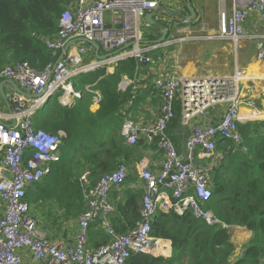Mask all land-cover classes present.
<instances>
[{
    "label": "built area",
    "instance_id": "1",
    "mask_svg": "<svg viewBox=\"0 0 264 264\" xmlns=\"http://www.w3.org/2000/svg\"><path fill=\"white\" fill-rule=\"evenodd\" d=\"M231 12H219L217 38L232 40L258 39L256 54L264 59V34L250 33L245 23L253 12L264 14V0H236ZM159 0H72L60 15L58 29L43 41L52 55L53 62L39 70L28 62H17L0 67V83L12 79L19 87L34 95L25 96L13 91L11 110L0 107V199L4 215L0 219V264H127L131 256L139 253L165 255L167 244L153 237L152 223L159 209L174 210L180 214L187 210L207 224L227 226L207 202L212 196L209 170L197 165L196 152L204 151L215 165L223 156L216 154L218 142L232 140L241 146L243 136L239 124L246 118L242 105H254L246 100L243 90L244 73L236 68L229 75L185 77L176 74L154 80V89L161 95L159 117L153 123H142L132 118L129 108L134 104L140 84L145 77L141 65H155L158 59L153 52L162 43L145 41L141 20L157 10ZM110 54L104 59L91 58L93 46ZM63 55L60 59V55ZM137 60L135 75L125 76L120 88H131L132 97L121 110L122 135L129 145L141 140L158 145L165 151L161 169L153 171L142 161L139 176L145 182L142 197V218L125 233H118L110 222V215L117 211L111 197L112 190L128 176L125 164L97 180L89 173L81 177L84 210L77 217L78 231L74 242L55 241L39 229L38 219L26 199L27 190L41 182L62 158V133L53 134L35 125V114L54 95L60 94L63 105H71L81 93L72 80L82 73L99 67H111L119 62ZM95 101L102 96L94 92ZM180 109V123L191 126L186 140L185 157L178 152L168 130ZM212 111L215 122H207ZM247 117H249L247 115ZM12 122V123H11ZM101 221L110 237L108 243L98 248L91 246V223ZM161 249V250H160ZM164 264H171L166 262Z\"/></svg>",
    "mask_w": 264,
    "mask_h": 264
},
{
    "label": "trees",
    "instance_id": "2",
    "mask_svg": "<svg viewBox=\"0 0 264 264\" xmlns=\"http://www.w3.org/2000/svg\"><path fill=\"white\" fill-rule=\"evenodd\" d=\"M71 1L0 0V67L28 62L41 70L55 61L57 57L52 55L42 38L56 33L60 15ZM137 65V60L130 58L119 62L112 73L103 68L81 75L77 84H94L103 94L100 108L95 113L89 109L92 94L87 91L73 107L61 105L56 98L36 112V127L53 134L64 131L66 136L62 142L67 141V147H62V158L52 165L51 172L27 190L26 199L31 209L38 202L54 197L64 208L63 217L76 220L85 208L79 174L90 165L91 175L101 176L114 170L121 162L119 159L132 153V149L117 138L116 129L121 107L132 97L131 89L122 91L119 83L124 75L133 77ZM179 122L177 106L176 117L168 130L170 135ZM239 130L249 151L241 153L242 150H234L233 145L214 170L212 196L206 205L227 226H211L190 210L179 215L173 210L165 213L159 209L151 234L170 239L173 256L166 259L139 253L131 256L127 264H263L264 120L240 123ZM230 142L219 141L218 147L225 150L232 144ZM236 161L239 164L234 169ZM124 183L128 184L124 181L118 188ZM142 197L140 193L128 190L122 201L115 202L117 211L109 219L118 233L127 232L142 218ZM34 216L40 224L35 212ZM230 226H244L255 234L252 244L234 263L230 260L235 250ZM109 240L101 221L91 223L89 241L92 247L98 248Z\"/></svg>",
    "mask_w": 264,
    "mask_h": 264
},
{
    "label": "crops",
    "instance_id": "3",
    "mask_svg": "<svg viewBox=\"0 0 264 264\" xmlns=\"http://www.w3.org/2000/svg\"><path fill=\"white\" fill-rule=\"evenodd\" d=\"M188 4L187 0H159L158 9L152 11L154 12L153 19L158 22V24H154L152 21L146 19L147 15L141 20L142 31H148L151 34V37L148 35L144 37L145 41L156 42L163 36L164 32H166V38L161 44L162 49H160V47L156 50V52L154 51L155 53L153 56L158 59V62L155 65L140 66V72H142L145 77V81L140 84L136 100L129 108L132 118L142 123H153L159 117L162 99L160 92L153 87L154 80L157 78H161L169 74L194 77L212 73L214 75L223 76L232 74L236 68H239L244 73L242 85L245 99L252 100L254 102V105H249L247 103L242 105V113L246 115V120L243 123L264 120V59H259L256 54L258 39H241L237 43H234L232 40L220 39L216 37L219 30L220 10L225 8L227 11L231 12L234 6H239L236 4V0H190V5L194 10L193 14L189 9ZM181 16H189L192 18L189 20V17L184 19ZM245 29L250 33L264 34V14L258 12L251 13L245 23ZM99 53L101 55L107 54L100 51ZM91 58H97L95 55V48ZM115 67L116 66L111 67L109 71L106 67H99L95 70L105 68L107 73H112L114 72ZM125 76L131 78L128 75H124L122 80ZM120 83L119 89L122 90L120 88ZM76 85L78 86L76 87ZM79 85L80 84L76 83L74 86L81 93V96L76 97L73 104L63 105L59 100L60 94L52 96L48 99V101L53 99L56 100L57 98L61 105L73 107L77 101L83 97L84 92L87 91L92 94V103L89 109L92 113L97 112L101 103L95 101L94 92L98 91L103 99L102 92L99 89H96L94 84H82L80 87ZM19 88L23 90L21 87ZM3 89L11 103L12 93L13 91H17V89L8 82L4 84ZM23 94L28 97L27 94L29 93L23 90ZM126 104L127 102L121 107V110ZM0 107L6 112H9L11 109V105L9 107L8 103L1 96V93ZM121 110L119 113L120 120L116 129V135L117 138L122 140L126 146L132 149V153L119 159L121 162L118 163V165L122 163L128 168V176L125 180L128 184L124 183L123 187H116L112 190L111 197L116 203L119 200H123L128 190L140 193L141 195L144 194L145 182L142 181L139 176L142 161H146L148 166L153 171L158 172L165 159L164 149L156 144H147L143 140H141L137 145H129L126 142L124 136L122 135L123 117ZM255 112L258 114L257 116ZM247 115L249 117H247ZM215 120L216 117L213 116L211 111L207 116L206 121L215 122ZM191 126H183L179 122V124L174 127L173 134H169L176 145L179 154L183 157L187 154L185 143L191 132ZM59 133H62L63 137L66 136L64 131H60ZM230 141L232 144H228L225 150L220 149L219 147L217 148L216 154L218 156V160L220 156H223V159L219 160V163L216 165L214 160L212 158H208L204 151L196 152L195 160L197 165L209 170L208 176L211 186L213 184L214 170L224 161L225 156L229 154L233 145H235V147L237 145L232 140ZM244 145L245 143L242 142L241 146ZM240 149L243 151L242 148ZM91 168L92 166L90 165L85 168V170L79 174V179L81 180L83 174L89 173L92 180H97L100 176H92ZM0 170L3 171L2 168H0ZM39 204H43L44 207L52 209V212L56 214L60 221V225L54 227L48 224H39L40 231L44 232L55 241L69 243L74 242L78 231L77 219H65L63 217L64 208L54 197L52 200H45L44 202L40 201L35 205ZM41 210V208L38 209V211ZM162 211L165 213L171 212V210ZM178 214L182 215L180 213ZM3 215L4 203L0 199V219ZM64 220L74 221L75 223L73 222L72 224L77 226V230H75V228H71L72 226L68 225V221ZM229 228L231 240L235 245V250L230 258L231 263H234L245 253L250 244H252L255 234L252 230H249L244 226H230ZM158 240H161L162 244L165 243L168 246V248L164 251L165 255L161 256L166 259L171 258L173 256L172 241L164 238H158ZM262 262L264 264V258Z\"/></svg>",
    "mask_w": 264,
    "mask_h": 264
},
{
    "label": "rangeland",
    "instance_id": "4",
    "mask_svg": "<svg viewBox=\"0 0 264 264\" xmlns=\"http://www.w3.org/2000/svg\"><path fill=\"white\" fill-rule=\"evenodd\" d=\"M144 34V37H146L147 35L151 37V34L148 32V31H144L143 32ZM257 41V40H255ZM162 49V47L160 48ZM159 51V50H158ZM156 52V51H155ZM153 52L152 54L154 55ZM81 80V75L80 76H77L75 77L72 82L73 84L75 85L77 82H79ZM57 97V96H55ZM65 135V134H64ZM65 137V136H64ZM62 147L65 149L67 147V141L63 143ZM61 147V150H63ZM240 149V146H236L235 147V150H239ZM241 153H243V151H240ZM239 162L236 161L235 162V165L233 166L234 169H236V167L238 166ZM38 208H41V212L39 213L37 210ZM33 214L35 212V215L39 217L40 219V224L41 225H44V224H48V225H51V226H58L60 225V221H59V218L56 216L55 213L52 212V209L50 208H46L44 207L43 204H39V205H35L34 206V210H32ZM41 214V215H40ZM64 221H68V225L69 226H72L71 228H75V230H77V226L75 224H72L74 221H70V220H64ZM75 223V222H74ZM76 232V231H75Z\"/></svg>",
    "mask_w": 264,
    "mask_h": 264
},
{
    "label": "water",
    "instance_id": "5",
    "mask_svg": "<svg viewBox=\"0 0 264 264\" xmlns=\"http://www.w3.org/2000/svg\"><path fill=\"white\" fill-rule=\"evenodd\" d=\"M187 2L189 3V4H188V7H189L190 11H191L192 14H193V13H194V10H193V8H192L191 5H190V0H187ZM153 16H154V12H150L149 14H147L146 19L152 21V23H154V24H158V22H156V21L153 19ZM181 17L184 18V19H186V18H188L189 16H181ZM191 18H192V17H189L188 19L190 20ZM165 38H166V32H164L163 36L160 37L156 42H157V43H162V42L165 40ZM86 42H88L89 44H91V45L95 48V55H96V57H97L98 59H104V58H106V57H108V56L110 55V54L101 55V54L99 53V51H100V45H99L98 43H96L95 41L86 40ZM62 56H63V55L61 54L60 57H59V59H60ZM6 82L11 83V84L17 89V91H18L19 93H23V90H21V89L19 88V86L17 85V83H16L14 80H12V79L4 80V81H2V82L0 83V93H1V96H2L3 99L8 103V105H9V107H10V101L8 100V97L6 96V94H5V92H4V89H3V86H4V84H5ZM27 95H28V96H31V97L34 96V95H32V94H27ZM10 110H11V109H10Z\"/></svg>",
    "mask_w": 264,
    "mask_h": 264
},
{
    "label": "bare ground",
    "instance_id": "6",
    "mask_svg": "<svg viewBox=\"0 0 264 264\" xmlns=\"http://www.w3.org/2000/svg\"><path fill=\"white\" fill-rule=\"evenodd\" d=\"M256 116L258 115L256 112H255Z\"/></svg>",
    "mask_w": 264,
    "mask_h": 264
}]
</instances>
